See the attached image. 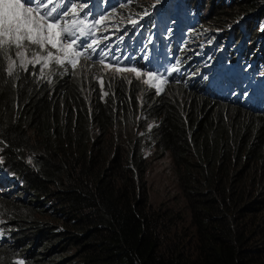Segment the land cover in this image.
Listing matches in <instances>:
<instances>
[{
  "label": "trees",
  "instance_id": "trees-1",
  "mask_svg": "<svg viewBox=\"0 0 264 264\" xmlns=\"http://www.w3.org/2000/svg\"><path fill=\"white\" fill-rule=\"evenodd\" d=\"M121 1L116 10L133 15L146 6ZM155 11L151 22L183 15L189 47L213 41L196 64L227 42L226 62L264 73V0H172ZM211 28L228 40L219 45ZM75 76H9L0 54V149L21 182L0 264H264V114L179 84L138 106L135 85L114 101L85 91L89 73ZM141 110L155 120L148 138L137 134ZM148 143L174 167L175 205L148 202Z\"/></svg>",
  "mask_w": 264,
  "mask_h": 264
},
{
  "label": "rangeland",
  "instance_id": "rangeland-1",
  "mask_svg": "<svg viewBox=\"0 0 264 264\" xmlns=\"http://www.w3.org/2000/svg\"><path fill=\"white\" fill-rule=\"evenodd\" d=\"M111 1L112 0L69 1L68 16L64 18L62 24L64 23V21H67L69 24H71L72 21L75 20L78 22L75 25V28L83 29L84 32L88 33V35L81 38L82 40H84L86 43H90L93 39H95L98 42V44L94 46L95 52H88L87 54L78 58L75 70L71 68L70 64L66 63L63 66H60L55 64L54 60H50L47 62L48 67H44L43 65L45 61L41 60L40 63L35 64V66H33V64L31 63L26 62L25 67L21 68L19 67V58L15 57L14 51H10L7 55L4 56V58L1 54V58L3 59L6 67V71L10 62L8 59V56L10 55L12 59L16 61L14 74L24 71L29 72L30 70L34 72L36 76L41 75L44 78L45 74L55 71H60L61 73H63V75H71V73L73 72L74 74H76V76L72 79H76L77 76L81 75L82 73H89L91 77L86 81L85 91H87V93L91 96H94L95 94H100L102 96L110 95L111 97H113L114 101L117 99V93L122 87L129 91L130 87L135 85L138 89V92L136 94V98L138 99V106H146L148 100L157 95V89L154 86H159V88L162 89V91L159 92L160 95L166 94L168 92L171 94L181 93V90L173 87L175 81L169 82L168 80H166V82H162L155 77L150 78L146 75V73L151 71L164 76L166 79L167 73H165V69H171L173 68L172 66L159 64V67L155 69H144L138 66L136 61L132 59L133 53L129 55L126 52H116V48L112 50L110 49L111 45H113L115 41L119 40L122 35H125L127 32H129L128 30H130V28H133L135 24L131 23V21H138L137 24H139V22L144 18V12L153 14L157 6H163V11L166 12L167 7L170 5V2L172 0L169 1L168 5V0H146L145 9L136 12L134 15L132 11L127 7H124L120 10L113 9L110 12V7L112 8L113 6H115L116 8L118 6V2L114 3ZM142 1L144 0H141L140 2ZM110 2L111 4L108 5V3ZM120 3H122V1H120ZM73 4L77 6L76 14H73L71 12V7ZM208 11L210 12V8L209 6H206L202 9L201 14L206 15ZM155 12H158V10ZM176 12L177 11L174 12L173 16L170 13L164 14V16L169 18V20H173V23L171 24L174 26L173 30H176L175 26L178 21L177 16L179 17V21H182L181 15H178L177 12L176 16ZM207 24L208 23L206 21L205 25ZM153 26L156 29V27H158V24H156V22L154 21ZM210 31L212 32L213 38H219L222 41L219 43V45L228 40L229 35L226 36V33L217 32L215 28H211ZM77 35H79V32H77ZM202 39V37H195V40L190 47L191 56L193 55V53H196L197 55L203 54L207 48L213 46V41L206 42ZM226 44L227 42L223 45V48H221L219 52L216 51V56L214 57L213 63L211 64H214L215 60L217 62V65L221 63L223 54L220 53H222L224 49L226 50ZM239 44L240 42H238L237 45ZM25 46L26 61L32 60L34 58V53L37 52H39L40 56L42 57L47 55V51H41L37 46H28L27 42H25ZM108 47L109 49H106ZM48 50H51L54 54H56V50L50 48ZM144 52L145 51H142L139 54V58H141V60H144L145 58ZM219 55L221 56L219 57ZM101 61H103V63H101ZM209 61L210 60H207V62ZM130 69H136L137 71H130ZM146 80L148 81L147 84L145 83ZM146 95H152L153 97H147ZM221 113H224V111H221ZM228 115L230 114L228 113ZM140 116L143 121L141 124L142 126L140 127L137 134L140 137L148 138L151 129L155 125V120L147 117L146 113L142 110L140 111ZM231 117L232 115H230V118ZM152 150V145L148 143L146 147V152H148L146 153L148 168L145 174V182L149 189L148 202L153 207L162 205H175V202H173V200L175 196H179V188L177 185V175L174 167L172 166L170 158L166 154L161 157H152ZM8 201H3L0 198V223H5L7 219L9 220L8 214H12L8 213L12 212V209H10L11 201ZM5 215L7 219H5ZM7 224L9 227H12L11 223Z\"/></svg>",
  "mask_w": 264,
  "mask_h": 264
},
{
  "label": "clouds",
  "instance_id": "clouds-1",
  "mask_svg": "<svg viewBox=\"0 0 264 264\" xmlns=\"http://www.w3.org/2000/svg\"><path fill=\"white\" fill-rule=\"evenodd\" d=\"M69 1L54 0L52 6L60 8L61 5H67L69 11ZM120 1L112 0L111 2H118L119 6ZM169 1H167V5ZM109 9L111 12L116 8L113 6ZM63 10L65 9L61 8V11ZM149 15L153 16L154 12ZM180 15L182 21H179L176 12L178 18L175 26L176 30H173L174 26L171 25L173 23L172 19H163V21L155 19L154 21L158 24L155 29L153 26L154 21L151 22L148 15L144 16L139 24H135L133 28H130L129 32L115 41L110 49L116 48V52H126L129 55L133 53L132 59L144 69H155L159 67V64L178 68L179 71L177 72H168L166 80L169 82L175 81V84L186 86L189 90H194L208 98H216L222 102L226 100L234 105H240L248 111L264 114V73L261 72L260 76H258V71L246 74L245 66L239 58L232 63L226 62L224 59L225 49L220 53L223 54V58L219 65H217L216 60L214 64H209L204 59L196 64L195 57L197 55L194 53L192 56L190 55V47L188 42L184 40V25L179 26L183 22V15ZM106 49H109V47ZM142 51H145L144 60L139 58ZM182 52L187 54L182 55ZM204 66L207 67L203 68ZM207 71H210V73L207 74ZM218 76H221V78L217 79ZM17 185H21L20 179L18 176L13 175L10 169L3 164L0 149V198L5 201L13 198V194L18 189ZM7 223V221L0 223V248L14 243L12 233L14 229L9 227ZM19 261L22 260H16V264Z\"/></svg>",
  "mask_w": 264,
  "mask_h": 264
},
{
  "label": "snow or ice",
  "instance_id": "snow-or-ice-1",
  "mask_svg": "<svg viewBox=\"0 0 264 264\" xmlns=\"http://www.w3.org/2000/svg\"><path fill=\"white\" fill-rule=\"evenodd\" d=\"M54 0H0V54L7 55L14 51L16 58H19V67L24 68L25 63H31L33 66L45 61L44 67H48V61L54 60L55 64L63 66L66 63L75 70L77 60L88 52H95L94 46L98 44L93 39L86 43L81 38L88 35L83 29L75 28L77 21L69 24L62 21L68 16L67 5H61L60 8L53 7ZM61 8L65 9L61 11ZM77 6L71 7V12L76 14ZM144 16L149 15L144 12ZM103 19V18H102ZM99 22V21H98ZM137 24L138 21H131ZM79 32V35H77ZM37 46L41 51H47L46 56H40L39 52L34 53L32 60L26 61V46ZM56 50V54L48 49ZM9 64L7 73L9 76L14 74L16 61L9 55ZM103 63V61H101ZM130 71H137L130 69ZM178 68L165 69V73L177 72ZM146 75L150 78L166 82L164 76L156 72H148ZM147 84L148 81L146 80ZM157 94L162 91L159 86H154ZM18 264H23L19 261Z\"/></svg>",
  "mask_w": 264,
  "mask_h": 264
}]
</instances>
